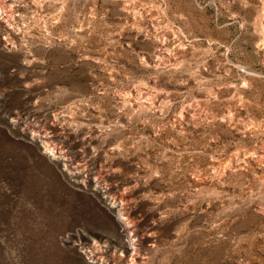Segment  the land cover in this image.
I'll return each mask as SVG.
<instances>
[{
  "label": "rangeland",
  "instance_id": "rangeland-1",
  "mask_svg": "<svg viewBox=\"0 0 264 264\" xmlns=\"http://www.w3.org/2000/svg\"><path fill=\"white\" fill-rule=\"evenodd\" d=\"M0 264H264V0H0Z\"/></svg>",
  "mask_w": 264,
  "mask_h": 264
}]
</instances>
